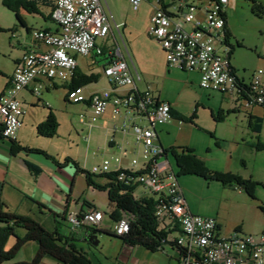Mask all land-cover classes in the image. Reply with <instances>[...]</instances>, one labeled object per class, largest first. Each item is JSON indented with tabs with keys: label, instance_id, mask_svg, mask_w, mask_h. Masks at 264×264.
<instances>
[{
	"label": "built area",
	"instance_id": "2783aa9c",
	"mask_svg": "<svg viewBox=\"0 0 264 264\" xmlns=\"http://www.w3.org/2000/svg\"><path fill=\"white\" fill-rule=\"evenodd\" d=\"M152 1L154 15L147 34L160 44L170 69L197 73L201 89L236 99L244 109L264 108V70L254 71L250 81L245 82L231 62L226 20L231 0H198L197 5L186 0H179L178 5ZM129 2L133 10L139 11L147 0ZM52 18L58 31H30V39L45 49L28 51L15 63L11 86L0 97V136L14 141L23 125L25 108L19 100L22 91L36 84L33 94L39 97L45 84L52 88L63 86L68 103L87 107V125L93 127L110 114L120 120L114 131L132 136L134 151L129 168H123L122 160L131 152L119 145L120 156L104 159L92 174L115 171L118 182L130 181L155 198L158 203L155 216L160 227L178 226L181 230L174 240L180 264H264V228L258 234L235 232L224 237L215 218L190 211L156 132L157 126L175 120L172 104L160 100L151 87L143 90L137 87L140 75L131 66L126 46L112 36V21L103 2L55 0ZM122 26L115 24L117 30ZM103 55L107 58L102 66L103 75L110 89L86 94L84 87L68 88L79 69L77 56L89 58L88 67H94L98 63L96 58ZM123 88L127 90L120 92ZM81 121L86 122L84 114ZM104 218L105 214L95 208L71 215L70 231L101 228ZM130 227L129 218L123 215L114 232L121 236Z\"/></svg>",
	"mask_w": 264,
	"mask_h": 264
},
{
	"label": "rangeland",
	"instance_id": "374dc122",
	"mask_svg": "<svg viewBox=\"0 0 264 264\" xmlns=\"http://www.w3.org/2000/svg\"><path fill=\"white\" fill-rule=\"evenodd\" d=\"M163 1L167 4L179 3V0ZM255 1L264 2V0ZM113 3L118 12L129 17L127 28L121 29L120 37L119 33H116V36L120 43L121 39H124L128 45L131 66L141 78L138 82L140 87L151 86L153 91H159L162 99L173 104L184 116L195 117L193 123L174 120L171 124L158 127L163 146L191 148L211 170L232 172L253 183L254 198L244 189L224 186L221 182L206 181L196 176H181L178 180L190 209L206 218H215L221 226V236L226 237L235 232L260 233L264 228V212L260 209L264 207V148L258 150L256 145L260 143L264 147V122L261 134H255L249 128L250 109H243L239 113L236 110L239 106L236 99L233 102L231 99H224L226 97L220 93L203 90L200 88L198 77L193 73L168 67L160 44L147 34L152 15L150 6L143 5L139 11H135L129 0H114ZM186 3L197 5L199 2L186 0ZM23 16L31 26L37 27V19H34L33 15ZM226 20L232 32L229 39L233 53L232 64L238 70L237 74L240 78L249 79L254 71L264 69V18L253 10L250 0H231L226 12ZM0 29L4 31H0V71L5 76L9 75L15 65L14 57L20 49L18 42H23L24 37L30 36V33L28 35L26 29L17 22L15 14L2 5V0H0ZM10 29L14 31H5ZM96 60L97 65L88 67L89 58L77 56L78 65L84 74L100 76L98 82L84 86L86 94L110 89L102 70L106 61L103 57H97ZM5 82L6 79L0 76V93L4 90ZM126 90L127 88H123L120 92ZM65 93L66 88L58 86L51 93V98L45 100L59 124L56 135L60 138L54 139L57 143L53 141V144L59 148V153H68L69 157L65 160L73 157L92 173L99 168L104 159L120 156L119 148L109 149L113 137L111 130L115 122L119 124L120 120L106 114L92 128L87 125L89 121L87 107L84 104L66 102ZM40 110L43 108L41 107ZM255 113L263 117L264 121V112L261 109H255ZM81 114L85 115L84 123L81 121ZM219 116L224 122L219 121ZM131 148L128 147L130 150ZM168 156L175 174H178L172 155ZM126 158L130 162L132 155L129 154ZM144 194L147 195L142 188L136 191L137 196ZM83 199L100 212H106L108 204L105 194L87 191L83 193ZM106 224L112 225L108 217L105 218L104 225ZM18 232L20 235L25 234V230L22 229ZM101 237V240L98 239L100 243L97 247L87 245L90 250L88 255L96 264H169L165 254L147 255L138 249L134 256L138 262H134L133 259L125 262L116 256L117 247L110 245L109 237L104 233ZM76 245L79 249L85 244L77 242ZM10 246L11 244L8 243L7 249ZM31 254L32 249L28 246L18 257L27 258ZM110 256L115 257L114 261L106 260ZM118 258L119 260H116ZM171 264L177 263L172 261Z\"/></svg>",
	"mask_w": 264,
	"mask_h": 264
},
{
	"label": "crops",
	"instance_id": "0c3cea01",
	"mask_svg": "<svg viewBox=\"0 0 264 264\" xmlns=\"http://www.w3.org/2000/svg\"><path fill=\"white\" fill-rule=\"evenodd\" d=\"M50 1L54 6L55 0H50ZM113 1L114 0H103V3L105 10L110 16L112 21V31H113L112 36H114L117 39L116 33H119V37L121 36L120 31L122 28L123 29L127 28V20L129 17L128 15H123L120 12H118L114 7ZM260 4L264 6V2H260ZM143 5L150 6L151 14L154 15L153 13H154L155 5L152 0H147V2H145ZM51 12L52 9L46 7L42 10L43 16L33 15L34 19H37L36 20L37 27L31 26L28 23L27 19L23 16L27 25V27H23L26 29V33L28 35L30 33L27 28L31 30L44 29L52 32H57L58 25L54 22V20L52 18H48V19L45 18V17H49L51 15ZM115 24L117 25L123 24V26L120 27L119 30H117L115 28ZM227 26H228V22H227ZM227 29L229 32V36L231 37L232 32L230 30V26H228ZM117 40L120 43L119 39ZM120 44L126 46L127 50L129 51L128 45L126 44V42H124V39H121ZM18 46L20 47V49L19 52L14 57V64L18 60H20L28 51L45 49L35 44L30 39L29 36L24 37L23 42H18ZM231 62H232V57H231ZM15 65H13V68L9 73V75L3 76L6 79V82H5L4 90L1 92L2 94H4L5 91L11 86L12 75L14 72ZM79 69L81 68L79 67ZM236 71L238 70L236 69ZM193 74L196 75L200 81L199 75L197 73H193ZM250 78L246 79L244 77H241V79H243L245 82H249ZM35 87L36 84L30 85L19 95V100L22 102L25 108V115L22 120L23 125L19 130L16 139L14 141H8L0 136V199L7 205L9 211L16 213L18 215H23L33 218L48 231L55 232L57 230L60 234L71 238L73 244L75 245L77 244V242L84 243L85 245L80 246L79 249L85 251L88 254L90 253V250L87 248L89 242L86 240V238L91 234L92 231H89L87 228H79L74 230L73 232L70 231L71 228L68 221L69 217L71 215L81 214L91 208H94L85 199H83V193H86L87 191H96L106 195L108 205H107V210L104 214H105V218L108 217L112 223V225L110 224L104 225L105 222V218H104L100 226L101 228H98L97 230L114 232V227L116 225V222H114L110 218V214L114 210V207L110 204L108 192L100 191L90 186L87 183L85 176L78 171V169L75 167L72 161L76 162L81 169L83 170L85 169L86 171H88L85 168V165L82 166L76 159H73V157H71L72 161L70 162L65 161V158L69 157L67 155L68 153H59L58 151L59 148H57L56 144L55 145L53 144V141L57 143L56 140L54 139H59L60 138L59 135H56L53 138H43L37 136V125L41 124L46 120L50 111L48 109L50 107L44 106L43 103H47L45 100L51 98L52 96L51 93H53V91L56 90L57 88H52L48 84H45V88L41 90V95L38 97L37 95L35 96V94H33V89ZM137 87L140 90L145 89L140 87L138 82H137ZM147 87H151V86H147ZM156 92H158L157 95L159 96L160 100L164 101L159 91ZM224 97H226L224 99L227 100L231 99L233 102L235 101V99L233 98H229L227 96ZM235 105H237L236 102ZM171 106L175 112L180 113L173 104ZM41 107L43 108V110H40ZM257 108L261 109L264 112L263 107L257 106L250 109L251 111L249 115H253L255 117H261L260 115L255 113V109ZM45 109H47V111ZM243 109L244 108L239 105L236 110L239 113H241ZM222 121L224 122V120ZM118 125L119 124L115 122L113 129L111 130L113 132V137L109 143V149L112 150L114 148H118L119 145H124L127 149L129 146H131L132 147L131 150L128 149V151L131 152L130 155H133L132 154V151H134L133 138L132 136H124L119 131H114L115 126ZM163 126L164 125L157 126L156 132L158 135L159 144L163 148H165L161 142L159 135L160 130L158 128ZM23 148H33V149L43 150L47 154L53 156L56 159V161L59 163V165L45 158L41 154L30 153L23 150ZM126 157L122 160L123 168H129L130 166V162L127 160ZM164 159H166V157H164ZM167 159L169 160L168 155H167ZM29 163L38 166L40 168L41 171L38 175H34L33 173L30 172V169L28 167ZM112 166H113L112 169H114V167H116V164H113ZM92 180L96 182V184L98 185H105L108 183V180L106 178L100 177V175L92 176ZM179 184L181 186L180 182ZM138 189L139 188H137V190ZM134 196L136 198H141L145 196L150 197L147 196L146 194L142 196H137L136 192L134 193ZM190 211H192V209H190ZM192 213L197 214L194 211H192ZM97 233H98V239L101 240L102 238L101 236L103 232H97ZM105 235L109 237L108 241L110 245L117 247L116 256L120 257L125 262L133 259L134 262L137 263L138 260L134 258V256L136 254V249H138L140 251L147 253V255L159 254V253L165 254L169 260V264H171L172 261H175L177 264H180L176 245L166 244L163 250L153 253L146 250L143 247L129 246L126 245L124 241H122L119 238L111 237L108 234ZM179 235H180V229H178L172 235H169L168 241L172 242L176 240V238ZM9 243L12 246L14 244V239L10 240ZM36 245L37 244L33 242L27 243V245L24 246L17 255L15 261H27L32 259L36 251ZM28 246L31 247L32 254L29 255L27 258H19L18 256L20 255V253ZM114 258L115 257L110 256L109 258L107 257L106 260L114 261ZM91 259L94 261L93 258ZM116 260H119V258ZM41 264H61V263H58V261L57 262L53 261L52 259H44L42 260Z\"/></svg>",
	"mask_w": 264,
	"mask_h": 264
},
{
	"label": "trees",
	"instance_id": "16d2710c",
	"mask_svg": "<svg viewBox=\"0 0 264 264\" xmlns=\"http://www.w3.org/2000/svg\"><path fill=\"white\" fill-rule=\"evenodd\" d=\"M250 1L257 15L264 18V6L255 0ZM2 5L15 14L17 22L22 27H27L23 17L24 14L43 16L42 10L47 7L52 9L51 15L45 17L48 19L52 18L55 8V5L53 6L50 0H2ZM27 29L29 32L31 31V29ZM0 31L3 30L0 29ZM5 31L12 32L14 30L10 29ZM101 57L107 62L105 55ZM0 76H4L1 71ZM99 77V75L95 74L86 75L81 69H78L76 78L72 80L68 88L84 87L88 84L96 83ZM1 96H3L2 93H0ZM65 101L68 102L66 96ZM49 110L46 120L37 126V134L40 137L53 138L57 134L59 124L52 110ZM171 111L175 120L193 123L195 117L187 118L183 114L175 112L173 108ZM218 119L219 121L223 120L220 116ZM263 122V118L249 115V127L257 135L262 131ZM256 148L263 150L264 147L259 143L256 145ZM163 149H165L164 153L166 155L171 154L174 159L178 170V174H176L177 179L181 176H196L204 178L206 181L221 182L224 186H234L235 188L244 189L250 197L254 198L252 195L253 183L251 180H245L240 175L232 172L211 170L206 162L191 148L170 147ZM23 150L41 154L59 165L53 156L43 150L32 148H23ZM65 161L70 162L72 160L68 158ZM72 163L85 176L90 186L97 190L108 192L110 204L114 207L110 218L114 222L117 223L123 215L127 216L130 220L131 227L129 232L121 236L115 232L100 231L95 228H87L89 231L103 232L111 237L121 239L126 245L140 246L153 253L163 250L166 244L176 245L174 241L169 242L168 237L180 228L178 226H175L173 229L160 227L161 225L155 216L158 203L154 197L145 196L136 198L134 193L138 186L132 185L130 181L126 183L118 182L115 171L111 174L100 175V177L106 178L108 183L98 185L92 180V176H95L94 174L85 169H81L76 162L72 161ZM28 167L34 175H38L41 171L38 166L30 163ZM260 209L264 212V207H260ZM20 229L25 230L24 235L19 234L18 230ZM12 239H14V244L7 249V245ZM30 242L37 244L33 258L27 261H15L22 248ZM44 259H52L61 264H96L85 251L78 249L73 244L71 238L60 234L57 230L55 232L48 231L31 217L18 215L9 211L7 205L0 199V264H41Z\"/></svg>",
	"mask_w": 264,
	"mask_h": 264
},
{
	"label": "water",
	"instance_id": "95a60500",
	"mask_svg": "<svg viewBox=\"0 0 264 264\" xmlns=\"http://www.w3.org/2000/svg\"><path fill=\"white\" fill-rule=\"evenodd\" d=\"M86 240L92 244V246L97 247L99 245L98 233L96 231L91 232V234L86 238Z\"/></svg>",
	"mask_w": 264,
	"mask_h": 264
}]
</instances>
